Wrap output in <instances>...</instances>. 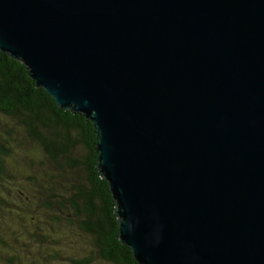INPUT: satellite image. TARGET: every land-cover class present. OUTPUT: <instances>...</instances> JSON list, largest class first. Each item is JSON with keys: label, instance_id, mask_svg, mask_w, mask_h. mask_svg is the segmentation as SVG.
Wrapping results in <instances>:
<instances>
[{"label": "water", "instance_id": "water-1", "mask_svg": "<svg viewBox=\"0 0 264 264\" xmlns=\"http://www.w3.org/2000/svg\"><path fill=\"white\" fill-rule=\"evenodd\" d=\"M0 53L93 125L136 264H264V0H0Z\"/></svg>", "mask_w": 264, "mask_h": 264}, {"label": "trees", "instance_id": "trees-1", "mask_svg": "<svg viewBox=\"0 0 264 264\" xmlns=\"http://www.w3.org/2000/svg\"><path fill=\"white\" fill-rule=\"evenodd\" d=\"M0 115L21 132L16 137L18 146L26 139L43 158L24 173L26 197H36L47 211L55 210L49 222L56 228L63 223L88 236L101 260L136 264L116 238L111 197L94 166L97 136L93 125L79 114L57 108L43 90L33 86L20 63L1 53ZM4 134L0 135V182L6 177L5 163L12 152L6 142L13 141L9 131ZM57 255L50 257L54 261L49 264H89L88 259L60 263Z\"/></svg>", "mask_w": 264, "mask_h": 264}, {"label": "rangeland", "instance_id": "rangeland-1", "mask_svg": "<svg viewBox=\"0 0 264 264\" xmlns=\"http://www.w3.org/2000/svg\"><path fill=\"white\" fill-rule=\"evenodd\" d=\"M5 131L11 133L13 141L6 142L12 152L5 163L6 177L0 182V264H49L54 261L50 257L57 254L60 263L66 259H88L89 264H111L99 258L89 237L74 226L61 223L56 228L49 222L53 221V208L47 211L39 199L26 197L24 173L43 158L26 139L23 146H18L16 137L21 132L0 115L2 137H6ZM13 152L17 153L14 157Z\"/></svg>", "mask_w": 264, "mask_h": 264}]
</instances>
